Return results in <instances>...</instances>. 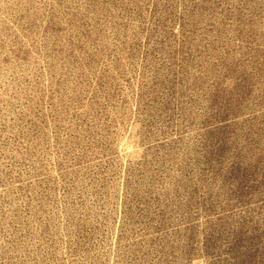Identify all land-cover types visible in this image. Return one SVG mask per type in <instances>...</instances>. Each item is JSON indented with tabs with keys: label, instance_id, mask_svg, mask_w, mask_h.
I'll list each match as a JSON object with an SVG mask.
<instances>
[{
	"label": "rangeland",
	"instance_id": "1",
	"mask_svg": "<svg viewBox=\"0 0 264 264\" xmlns=\"http://www.w3.org/2000/svg\"><path fill=\"white\" fill-rule=\"evenodd\" d=\"M0 264H264V0H0Z\"/></svg>",
	"mask_w": 264,
	"mask_h": 264
}]
</instances>
